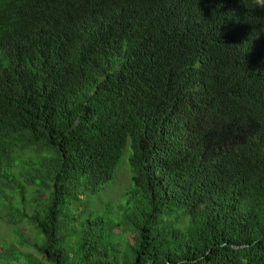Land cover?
Returning a JSON list of instances; mask_svg holds the SVG:
<instances>
[{"label":"trees","instance_id":"obj_1","mask_svg":"<svg viewBox=\"0 0 264 264\" xmlns=\"http://www.w3.org/2000/svg\"><path fill=\"white\" fill-rule=\"evenodd\" d=\"M0 264H264V8L0 0Z\"/></svg>","mask_w":264,"mask_h":264},{"label":"rangeland","instance_id":"obj_2","mask_svg":"<svg viewBox=\"0 0 264 264\" xmlns=\"http://www.w3.org/2000/svg\"><path fill=\"white\" fill-rule=\"evenodd\" d=\"M128 153L122 158L121 164L117 170L115 180L102 194L97 197L91 198L92 204L90 205L96 209H102L105 204L109 203L113 206L117 205L121 200L123 191L129 186V174L127 165ZM3 237H10V232L5 229L1 230Z\"/></svg>","mask_w":264,"mask_h":264},{"label":"clouds","instance_id":"obj_3","mask_svg":"<svg viewBox=\"0 0 264 264\" xmlns=\"http://www.w3.org/2000/svg\"><path fill=\"white\" fill-rule=\"evenodd\" d=\"M257 7L264 8V0H255Z\"/></svg>","mask_w":264,"mask_h":264}]
</instances>
